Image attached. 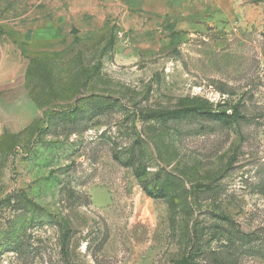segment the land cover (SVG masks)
Returning a JSON list of instances; mask_svg holds the SVG:
<instances>
[{
  "label": "rangeland",
  "instance_id": "rangeland-1",
  "mask_svg": "<svg viewBox=\"0 0 264 264\" xmlns=\"http://www.w3.org/2000/svg\"><path fill=\"white\" fill-rule=\"evenodd\" d=\"M0 264H264V0H0Z\"/></svg>",
  "mask_w": 264,
  "mask_h": 264
},
{
  "label": "trees",
  "instance_id": "trees-1",
  "mask_svg": "<svg viewBox=\"0 0 264 264\" xmlns=\"http://www.w3.org/2000/svg\"><path fill=\"white\" fill-rule=\"evenodd\" d=\"M166 114H181V115H184V116H208L210 118H213L217 121H220L223 119V116H225L222 112H215V111H212V110H208V109H203L201 107H184V108H179V109H172V110H168L167 112L165 113H160L159 111L157 112H153L150 117H161L163 115H166ZM236 117H240V119H245L246 117L243 116V115H239V114H236ZM140 183L144 189V191L152 196V197H157L159 195H162V192L163 190L167 189L165 188V186H168V184H162V185H153V186H150V183L147 182L146 180H143V179H140ZM167 183V182H166ZM34 212L37 213L38 216L40 217H44L43 218V222H46L49 221L51 222V215L50 214H44L42 213V208L36 204H34ZM21 208H26V205H21ZM30 210V208H28ZM32 209V208H31ZM34 213V214H35Z\"/></svg>",
  "mask_w": 264,
  "mask_h": 264
}]
</instances>
